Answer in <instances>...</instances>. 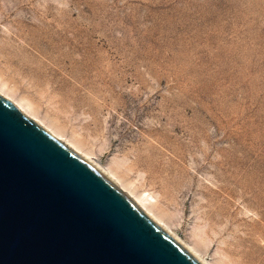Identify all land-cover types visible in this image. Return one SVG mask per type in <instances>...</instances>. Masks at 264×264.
<instances>
[{"label":"rangeland","instance_id":"374dc122","mask_svg":"<svg viewBox=\"0 0 264 264\" xmlns=\"http://www.w3.org/2000/svg\"><path fill=\"white\" fill-rule=\"evenodd\" d=\"M0 71L207 261L264 264V0H0Z\"/></svg>","mask_w":264,"mask_h":264},{"label":"water","instance_id":"95a60500","mask_svg":"<svg viewBox=\"0 0 264 264\" xmlns=\"http://www.w3.org/2000/svg\"><path fill=\"white\" fill-rule=\"evenodd\" d=\"M0 264H198L0 94Z\"/></svg>","mask_w":264,"mask_h":264},{"label":"bare ground","instance_id":"6f19581e","mask_svg":"<svg viewBox=\"0 0 264 264\" xmlns=\"http://www.w3.org/2000/svg\"><path fill=\"white\" fill-rule=\"evenodd\" d=\"M0 94L13 102L23 113L44 127L55 138L67 146L71 151L95 168L174 242L185 250L198 264H220V261H207L197 244L189 243L176 235L172 225L157 206V197L153 193L140 192L132 180L126 179L118 170L105 167L97 161L95 153L78 140L74 134H68L61 125L52 117L42 115L37 103L27 95L18 93L16 85L0 71ZM200 236V234H197ZM201 238V237H200ZM202 244L207 245L205 239Z\"/></svg>","mask_w":264,"mask_h":264}]
</instances>
